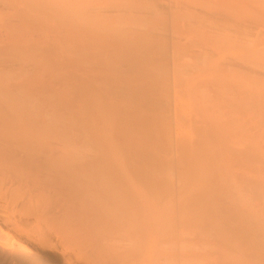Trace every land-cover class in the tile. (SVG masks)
<instances>
[{
  "label": "bare ground",
  "instance_id": "obj_1",
  "mask_svg": "<svg viewBox=\"0 0 264 264\" xmlns=\"http://www.w3.org/2000/svg\"><path fill=\"white\" fill-rule=\"evenodd\" d=\"M228 188L264 196V0H0V264H176Z\"/></svg>",
  "mask_w": 264,
  "mask_h": 264
},
{
  "label": "rangeland",
  "instance_id": "obj_2",
  "mask_svg": "<svg viewBox=\"0 0 264 264\" xmlns=\"http://www.w3.org/2000/svg\"><path fill=\"white\" fill-rule=\"evenodd\" d=\"M222 192L223 191H221V194H222ZM213 193V192H212ZM216 193V194H215ZM215 193H213L214 195V197H216L217 198V196L216 195H220L219 193L220 192H215ZM228 194V196H227V194ZM238 191L237 190H235V189H229L228 188V191H226L225 193H223L222 194V196H218V200H220V202L222 203H224V205H222V204H218V203H216L217 201V199H215V200H213V202L211 201L210 203H206V201H203L202 202V200H199L197 203V205L195 204L194 206L195 207H204V208H206V207H208V205H210V208H208V211L210 212V213H205V214H207V216L210 218L211 217V219H209V220H211L210 222H209V220H208V217H206V215L204 216V218H203V220H202V222H203V224L205 225L206 223V225L204 226H198L199 227V229L196 227L195 228V225H192L193 227H191V225L190 226H188V228L186 229V228H184V231L186 230V233H187V231H188V233H190L189 234V236L191 237H189L188 235H187V237L186 238H188L187 240L188 241H192V244H193V241H196L195 239H197V241H196V243L197 244H194V246L191 244V243H188V241L186 240V238L185 237H183L184 238V240H179V241H177L176 242V244L178 243V242H180V243H182V241H183V243L185 242V243H188L186 246H190V244H191V247H188V250H187V248L186 247H184V245L185 244H183V245H180L179 246V244L180 243H178V245H176V250H178V251H176V252H180L181 254H182V256H186V254L185 255H183V253H191L192 252V255H194V257L197 255V257H193V256H191V254L189 255L188 254V256L187 257H193L192 258V260H191V258H190V260H189V258H187L186 257V259H185V257L183 258L182 256H181V254L179 253V255H178V253H176L177 255H178V260H177V262H176V264L178 263V264H264V240H263V238H264V216H263V214L261 213V210H263L264 211V206H263V204H264V196L262 195V194H260L259 193V195L258 196H256V197H258L259 199H257V198H255V199H257V200H254V202L253 201H251L252 203H253V205H254V207H256L258 204L259 205H261V206H257L258 208H256V210L257 209H259L260 210V215H258V212L259 211H256L255 209H254V211H253V213L255 214V213H257V215L258 216H260V218L257 216L256 218L258 219V221H257V219H256V222H255V219H254V217L256 216H253L254 214H251V210H252V208H253V205L251 204V202H249V203H247V197L244 195V198H245V200H243L244 198L243 197H239L238 198ZM245 194H246V192H245ZM212 195V194H211ZM225 195H226V197H225ZM262 196V197H261ZM212 197V196H211ZM220 197V198H219ZM235 197V198H234ZM227 198L229 199V200H227ZM243 198V199H242ZM261 198V199H260ZM212 199H214V198H212ZM254 199V198H253ZM235 200V201H234ZM238 200V201H237ZM239 200H243L242 201V204H241V201L239 202ZM249 201H250V198L248 199ZM261 200V201H260ZM232 201V202H231ZM244 201H245V203H247L245 206H244ZM258 201V204L256 205V203L255 202H257ZM199 202H201V205H200V203ZM214 202L217 204V205H219V206H217L216 204H214ZM219 202V203H220ZM236 202V203H235ZM203 203V204H202ZM213 203V204H212ZM235 204H236V208L234 207L235 206ZM216 205V206H215ZM227 205V206H226ZM228 205H229V207H228ZM215 206V207H214ZM231 206V207H230ZM232 206H233V209H232ZM240 206V207H239ZM248 206V207H247ZM228 207V208H227ZM249 207H251V208H249ZM222 210L223 211V214H225V215H223V214H219V212H218V210ZM232 209V210H231ZM236 210V211H235ZM244 210V211H243ZM246 210H247V212H246ZM206 211H207V209H206ZM222 211H220V212H222ZM229 211V212H228ZM233 211V213L231 214V216L230 215H227V214H230L231 212ZM235 212V213H234ZM240 214H242L243 213V215H240ZM245 212V213H244ZM247 213V214H246ZM249 214V215H248ZM261 214H262V219H261ZM211 215V216H210ZM239 215H240V217H239ZM248 217H246V216ZM239 217V218H236V217ZM243 216V217H242ZM222 217V218H221ZM223 217H225V219L223 218ZM226 217H227V220L228 219H230V217H231V221L230 220H228V221H226ZM215 218H216V220H215ZM234 218V219H233ZM232 219H233V221L234 222H236L235 223V225H237L236 227H235V229L237 230L238 228H240V226H241V228H242V230H241V228H240V230L238 231H235V229L233 228L235 225L234 224H232L233 222H232ZM235 219H238V220H236L235 221ZM240 219H241V221H240ZM259 219H261V220H259ZM208 220V221H207ZM215 220V221H214ZM219 220V221H218ZM225 221L227 224L226 225H224L225 227L222 229L220 226H221V224L223 223V221ZM244 220V221H243ZM251 221V223H250V221ZM254 220V221H253ZM238 221V222H237ZM263 221V222H262ZM205 222V223H204ZM225 222H224V224H225ZM229 222H231L230 224H229ZM248 222V223H247ZM254 222V223H253ZM239 223H241V225L239 224ZM244 223V224H243ZM250 223V224H249ZM252 223L253 224H256V225H254V228H253V226H251L252 225ZM202 224V223H201ZM200 224V225H201ZM239 224V225H238ZM210 225V226H209ZM234 225V226H233ZM243 225V226H242ZM245 225V226H244ZM208 226L209 227H211V229H209L208 228ZM222 226H223V224H222ZM226 226H228L229 227V229L227 230V228H226ZM248 227V229H247V227ZM251 226V227H250ZM255 226H256V230H254L255 229ZM203 227H204V231H203ZM218 227V228H217ZM243 227H244V229H243ZM183 228V227H182ZM193 228V229H192ZM200 228H202L201 230H200ZM216 228V229H215ZM226 228V229H225ZM253 228V229H252ZM232 229H233V231H235V233H233V231H232ZM245 229H247V230H245ZM193 231L194 232V234H191V233H193V232H191V231ZM209 230H211V231H209ZM215 230H218L219 231V233L220 232H222V234H219L218 233V231H215ZM225 230H226V232H225ZM190 231V232H189ZM200 231H202L203 232V234L205 233L206 234V232H207V235H205V236H203V234H201V232ZM229 231V232H228ZM230 231H231V233H230ZM244 231V232H243ZM247 231H249V232H247ZM253 231H254V233H253ZM237 232V233H236ZM241 232H242V234H244V235H241ZM257 232V233H256ZM187 233V234H188ZM218 233V234H217ZM249 233V234H248ZM236 234V235H235ZM240 234V235H239ZM246 234H247V236H246ZM191 235H193V236H191ZM202 235V236H201ZM251 235H253V236H251ZM245 236V237H244ZM257 237L256 238V240L255 241H252L253 240V238L255 239V237ZM202 237V238H201ZM241 237H244V239L243 238H241ZM248 237H250V238H248ZM259 237V238H258ZM261 237H262V240H263V242H262V240H261ZM180 238H181V236H180ZM195 238V239H194ZM247 238V239H246ZM192 239V240H191ZM186 240V241H185ZM204 240V241H203ZM258 240H259V242H258ZM205 241H207V242H205ZM254 242V243H253ZM201 243V244H200ZM256 243V244H255ZM259 244V245H258ZM178 246V247H177ZM181 246H183V249L185 250H182V252H181ZM179 248V249H178ZM190 248V249H189ZM190 250V251H189ZM187 251V252H186ZM189 251V252H188ZM176 255V256H177ZM181 256V257H180ZM184 261V260H186V261H184V263L182 262V261H179V260H181V259ZM189 260V262H188V260Z\"/></svg>",
  "mask_w": 264,
  "mask_h": 264
}]
</instances>
